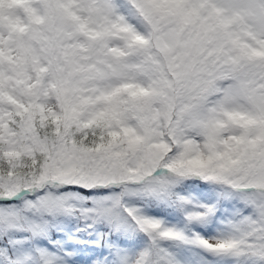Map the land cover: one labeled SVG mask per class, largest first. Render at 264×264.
Here are the masks:
<instances>
[{
	"label": "snow or ice",
	"instance_id": "obj_1",
	"mask_svg": "<svg viewBox=\"0 0 264 264\" xmlns=\"http://www.w3.org/2000/svg\"><path fill=\"white\" fill-rule=\"evenodd\" d=\"M0 264H264V0H0Z\"/></svg>",
	"mask_w": 264,
	"mask_h": 264
}]
</instances>
